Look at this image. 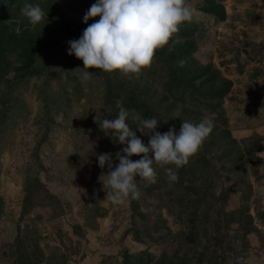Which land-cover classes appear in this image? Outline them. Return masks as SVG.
I'll use <instances>...</instances> for the list:
<instances>
[{
    "label": "rangeland",
    "instance_id": "374dc122",
    "mask_svg": "<svg viewBox=\"0 0 264 264\" xmlns=\"http://www.w3.org/2000/svg\"><path fill=\"white\" fill-rule=\"evenodd\" d=\"M204 1L187 0L194 8L193 16L179 25L167 46L174 45L176 37L181 42L194 39L193 58L199 63L213 64L232 81L222 100L224 127L240 146L259 136L260 149L245 154L240 167L236 164L230 170L219 168V180L214 182L216 194L221 186L229 193L211 208H205V203L197 207L195 240L189 243L175 237L187 228L183 215L188 209L183 207L184 200L177 205L179 185L168 178L164 168L157 174L161 182L154 187H151L153 180L136 177L139 196L125 198L119 204L112 201L111 194L102 186L109 169L107 165L98 166L97 155L109 153L115 166L118 161L112 152L123 147L100 129L97 118H112L108 115L110 104L105 103L104 88L105 74L112 72L89 69L93 73L91 78L82 79V61L66 52L69 39L61 35L52 50L57 65L50 70V74L60 77L53 79L50 90L46 89L52 109L50 121L36 123L45 111L39 93L40 80L31 78L18 83L12 94L7 95L8 80L14 74L8 71L1 79L0 107L10 101L16 109L0 122V264L13 262L18 235L26 240L27 246L37 240L43 264H120L124 251L139 254L146 250L158 258L162 252L168 254L173 249L192 255L188 264H205L195 258L196 249H205L210 255L213 249L216 253L222 250L223 263H228L236 253L243 264H264V0H216L225 9L222 20L202 10ZM58 3L66 22L73 27L82 21L94 0H58ZM97 17L89 18L90 23ZM153 68L150 64L138 75L114 73L131 82L147 83L153 94L162 90L151 74ZM73 76L85 84L82 92L74 90ZM64 88L72 94H65ZM182 106L177 103L172 111L174 116L182 115L190 121L192 114L186 113ZM202 115L214 119L207 112ZM45 123L50 124V130L37 150L36 159L40 125ZM169 127L178 129V125L170 123L164 132ZM138 159L136 155L132 160ZM34 175L48 192L57 196L60 201L57 209L41 189L33 194L36 196L27 213H22L25 181ZM241 208L244 218L240 228L230 218ZM218 209L232 214L214 227ZM246 227L255 228L243 236ZM219 234L220 241L215 239Z\"/></svg>",
    "mask_w": 264,
    "mask_h": 264
},
{
    "label": "trees",
    "instance_id": "16d2710c",
    "mask_svg": "<svg viewBox=\"0 0 264 264\" xmlns=\"http://www.w3.org/2000/svg\"><path fill=\"white\" fill-rule=\"evenodd\" d=\"M25 2L26 0H0V83L2 77L8 71L14 74L8 80L10 83L6 93L10 95L18 83H24L31 78L40 80L39 88L42 91H38L42 95L45 111L36 120V123H42L51 120L52 109L49 107L46 89L50 90L53 79L60 77V75L50 74V70L57 65L55 63L57 60L52 55L54 45L61 35H66L69 40L78 38L87 24H90V20L87 23L81 21L72 27L66 22V17L59 6L58 0H28V2L38 3L45 14V18L33 26L21 15L20 9ZM201 8L216 20H222L226 16L224 6L216 0H205ZM168 44L155 50L151 62L154 66L151 74L160 82L161 91L152 94L147 87V83L141 81L131 82V80H126V78L113 71L111 74H105V103L106 105L110 104L108 115L112 118L118 113L120 106L126 109H135L144 118L155 117L159 120L156 131L160 132H164L170 123L178 125L179 129L182 120H186L182 115H179L180 117L174 116L172 111L177 103H180L181 106L187 105L186 108L182 107L186 109V113L192 114V117L189 118L191 122H199L205 112L214 118L212 120L214 127L198 151L188 158L187 163L179 168L173 167V171L176 173V179L173 183L179 185L178 196L180 198L177 205L184 200L186 203L183 207L188 209L184 211L186 212L185 215L180 213L184 216L187 228L185 231L177 233L175 237L192 243L195 240L196 229H198L196 226L197 207L201 203H205V208H211L217 201L225 200L229 193L221 186L219 193L216 194L214 182L219 180V168L230 170V167L245 159V154L258 151L260 143L259 136H253L247 144L237 145V139L232 136L228 128L224 127L226 118L223 117L222 113V100L228 93L232 81L221 75L219 69L213 64L199 63L193 58L196 44L194 39L186 38L172 46H167ZM180 61H183L182 66L179 63ZM72 79L75 82L74 90L82 92L85 84L81 83L79 77L73 76ZM64 91L65 94H72L67 92L68 89L66 88H64ZM154 94H156V98L153 97L152 99ZM77 96L79 95H75V98ZM9 102L0 107V122L5 119L8 113L16 109V106ZM189 106L191 109H188ZM214 114H216L215 117ZM173 119L175 121H171ZM127 122L131 127H136V122L130 119ZM217 122L219 125H217ZM40 130L39 140L34 151L36 159L38 158L37 150L40 148L41 143L47 139L50 124L40 125ZM133 130L135 131V129ZM136 134L145 144L147 143V136L142 135L140 132H136ZM116 152L114 149L112 154L115 155ZM136 155L133 154L129 158L132 160ZM142 155L137 156L140 158ZM256 158L254 154L253 160H256ZM212 160H217L219 164L212 162ZM167 167H171V165ZM237 167H240V164ZM153 168L155 178L151 183V187L161 182L157 178V174L160 175L163 172V167L156 164H153ZM207 180H209L208 184H206ZM44 187L42 181L36 175L26 179L22 213H27V208L31 207L29 203L36 196L33 194L40 192L41 189L47 194L49 199L47 201L50 204H55L57 209V205L60 204L59 199ZM181 208L179 206V210ZM216 214L213 219L215 221L214 227H218L225 221V217L232 213L218 209ZM96 215L99 216V213ZM232 215L230 221H234L240 227L244 218L243 209H237L236 213ZM254 228L246 227L243 236ZM215 239L220 241V234L215 235ZM14 247L15 256L11 264H43L42 252L37 240L31 241L27 246L26 240L18 235L15 238ZM213 250L210 255V252L205 249H196L195 258L199 259L198 261L205 262V264H243L241 261L239 262L236 253L229 258L228 263H223L224 252L220 250L219 253H216L217 250ZM192 258V255L177 249H173L168 254L162 252L158 258H154L146 250L139 254L124 251L120 264H188Z\"/></svg>",
    "mask_w": 264,
    "mask_h": 264
},
{
    "label": "clouds",
    "instance_id": "9594fccd",
    "mask_svg": "<svg viewBox=\"0 0 264 264\" xmlns=\"http://www.w3.org/2000/svg\"><path fill=\"white\" fill-rule=\"evenodd\" d=\"M20 12L33 26L45 18L40 5L28 0ZM193 12L187 0H94L84 12L82 22L87 23L91 17L99 19L87 24L78 38L67 41L66 52L82 61L84 80L91 78L93 73L89 69L94 68L138 75L151 64L155 50L165 46L178 32L179 25L192 18ZM180 42L179 37L173 40ZM179 63L183 65V61ZM100 117V129L113 142L123 145L115 153V166L109 153L96 157L99 167L107 165L109 169L102 186L117 204L139 196L136 177L154 181L153 164L163 167L174 181L176 173L167 166L179 168L187 163L214 127L213 121L204 117L195 123L182 120L178 130L169 127L161 133L156 131L159 120L155 117L144 118L135 109L123 106L112 119ZM129 119L136 122L135 128L129 125ZM136 132L148 137L146 144ZM133 154L143 155L133 161L129 158Z\"/></svg>",
    "mask_w": 264,
    "mask_h": 264
}]
</instances>
